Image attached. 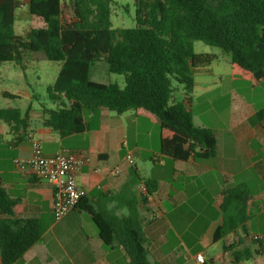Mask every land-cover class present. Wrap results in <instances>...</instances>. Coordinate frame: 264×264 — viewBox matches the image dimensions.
<instances>
[{
    "label": "trees",
    "instance_id": "obj_1",
    "mask_svg": "<svg viewBox=\"0 0 264 264\" xmlns=\"http://www.w3.org/2000/svg\"><path fill=\"white\" fill-rule=\"evenodd\" d=\"M27 1L29 14L42 19L44 26L17 35L15 15L23 0H0V67L14 62L25 70L28 53L37 52L62 64L47 89L49 100L58 107L40 105L43 125L61 137L86 132L84 112L106 108L118 115L133 112L158 125L162 155L181 162L214 158V132L197 127L183 103L172 104L173 81L184 86L186 102L191 104L196 73L217 61L216 56L196 53L194 43L204 42L228 54L235 78L264 81V0H134L137 26L130 29L113 28L112 0ZM100 61L107 63L111 74L124 76L123 86L91 79V67ZM3 96L39 101L25 91H4ZM29 114V109L24 113L18 108L0 109V123L10 128L15 143L28 137ZM256 118L264 120V107ZM132 173L137 175L136 168ZM145 184L143 202L158 190L157 182ZM222 196L224 222L214 233L215 242L239 228L247 235L240 227L246 217L247 191L242 186L225 187ZM18 204L1 188L0 178L1 264L19 261L42 237L37 220L15 218ZM84 210L98 227L104 246L118 242L128 264H160L148 259L137 207L123 219L89 207ZM243 243L240 239L224 244L206 264L251 259L254 253Z\"/></svg>",
    "mask_w": 264,
    "mask_h": 264
},
{
    "label": "crops",
    "instance_id": "obj_2",
    "mask_svg": "<svg viewBox=\"0 0 264 264\" xmlns=\"http://www.w3.org/2000/svg\"><path fill=\"white\" fill-rule=\"evenodd\" d=\"M24 1L26 5L28 1ZM227 63L221 69L214 62L196 73L191 104L183 96L194 124L214 132V158L181 162L162 155L160 146L158 153L160 133L154 123H145L146 119L133 112L118 115L106 108L85 111L88 130L61 137L43 125L41 107L30 103L20 109L22 113L30 111L28 137L20 143H15L10 128L0 123L1 188L19 201L15 218L37 220L42 232L41 240L14 264H128L126 251L118 242L104 246L98 227L84 207L120 219L137 207L151 263L200 264L197 254L206 253L208 260L224 244L244 239L243 246L254 256L238 264H264V120L256 118L257 111L264 107V81L235 78L230 57ZM107 73V63L100 61L91 67L90 77L101 83L99 79ZM177 99L180 97L175 93L172 104L180 103ZM225 99L229 103L221 110ZM34 140L42 143L46 156L65 149L87 158L77 174L87 194L61 219L53 212L52 185L15 165L16 159L31 156ZM128 154H146L153 166L140 168L135 161V176L126 161ZM146 181L151 186L157 182L158 190L143 202L146 194L140 192L139 185H146ZM233 186H242L248 194L245 221L240 224L247 235L239 228L215 242L214 233L224 222L222 191ZM198 226L204 229L205 245L212 252L194 253L188 246V235Z\"/></svg>",
    "mask_w": 264,
    "mask_h": 264
},
{
    "label": "rangeland",
    "instance_id": "obj_3",
    "mask_svg": "<svg viewBox=\"0 0 264 264\" xmlns=\"http://www.w3.org/2000/svg\"><path fill=\"white\" fill-rule=\"evenodd\" d=\"M23 3V6L16 10L15 15L14 31L17 35L24 34L30 28L44 26L42 19L29 15L28 8L25 6L26 2L24 1ZM111 8V20L114 29H130L137 26L135 16L136 5L134 0H112ZM194 51L198 54H210L216 56L217 61L215 63L220 65L221 69L226 68L228 65L227 61L230 56L223 52L220 48L209 46L204 42H195ZM24 63L26 65L25 70H22L21 67L14 62L3 63L0 67V109L19 108L24 110L30 103L36 107H39L41 104H45L48 108L56 109L58 104L52 103L49 100L47 89L54 84L61 69V63L49 61L43 52L28 53V57ZM99 81L104 84L117 82L122 86L125 82L124 76L113 75L111 73H107L105 75L103 74ZM173 86L176 89V94L180 97V99L177 100L180 101V103H183V96H185L184 86L175 81H173ZM4 91L13 94L20 91H25L30 96L39 97V101L37 102L32 99H8L3 96ZM200 101H203V99H200ZM228 103L229 100L227 101V99H225L220 107L221 110H225ZM143 121L145 123H149L147 120ZM153 127H156L155 129H157L160 133L158 125L153 124ZM157 144L159 153L160 138ZM133 159L140 168L145 165L149 167L153 166L151 160L146 154L143 156H133ZM181 230L182 229H180V231ZM203 232L204 229L198 226L192 229L188 235V246L194 253L197 251H203L207 253L212 252L211 247L207 248L205 245L206 240L202 236ZM188 264H196V262L191 261Z\"/></svg>",
    "mask_w": 264,
    "mask_h": 264
},
{
    "label": "built area",
    "instance_id": "obj_4",
    "mask_svg": "<svg viewBox=\"0 0 264 264\" xmlns=\"http://www.w3.org/2000/svg\"><path fill=\"white\" fill-rule=\"evenodd\" d=\"M126 161L129 166H134L135 161L131 154L126 156ZM86 162L87 158L83 154L65 149L57 151L54 155L46 156L43 153L42 143L34 140L31 156L26 159H16L15 165L52 185L54 189L53 212L57 219H61L71 212L87 194L86 189L77 179V174ZM139 190L146 194L145 185H139ZM196 259L200 264L206 263L201 253L197 254Z\"/></svg>",
    "mask_w": 264,
    "mask_h": 264
}]
</instances>
